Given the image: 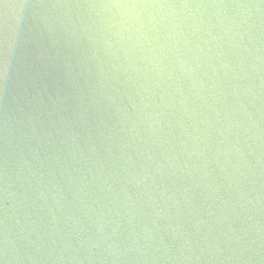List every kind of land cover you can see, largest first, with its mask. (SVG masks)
I'll return each instance as SVG.
<instances>
[{
	"label": "water",
	"instance_id": "water-1",
	"mask_svg": "<svg viewBox=\"0 0 264 264\" xmlns=\"http://www.w3.org/2000/svg\"><path fill=\"white\" fill-rule=\"evenodd\" d=\"M0 264H264V0H2Z\"/></svg>",
	"mask_w": 264,
	"mask_h": 264
},
{
	"label": "snow or ice",
	"instance_id": "snow-or-ice-1",
	"mask_svg": "<svg viewBox=\"0 0 264 264\" xmlns=\"http://www.w3.org/2000/svg\"><path fill=\"white\" fill-rule=\"evenodd\" d=\"M0 2H2V0H0Z\"/></svg>",
	"mask_w": 264,
	"mask_h": 264
}]
</instances>
